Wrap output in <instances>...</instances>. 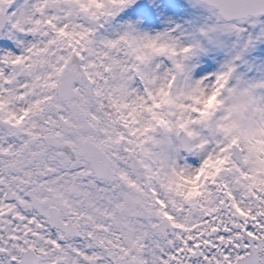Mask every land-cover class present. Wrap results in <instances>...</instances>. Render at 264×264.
<instances>
[{"label":"snow or ice","instance_id":"snow-or-ice-1","mask_svg":"<svg viewBox=\"0 0 264 264\" xmlns=\"http://www.w3.org/2000/svg\"><path fill=\"white\" fill-rule=\"evenodd\" d=\"M132 2L0 0V264H264V82L103 35ZM200 2L209 32L264 15Z\"/></svg>","mask_w":264,"mask_h":264},{"label":"rangeland","instance_id":"rangeland-1","mask_svg":"<svg viewBox=\"0 0 264 264\" xmlns=\"http://www.w3.org/2000/svg\"><path fill=\"white\" fill-rule=\"evenodd\" d=\"M216 24L213 11L197 0H133L102 34L113 38L128 28L141 35L168 32L184 46L198 45L189 61L193 79H212L231 64L232 85L264 82V16L240 24L239 35L209 32Z\"/></svg>","mask_w":264,"mask_h":264},{"label":"water","instance_id":"water-1","mask_svg":"<svg viewBox=\"0 0 264 264\" xmlns=\"http://www.w3.org/2000/svg\"><path fill=\"white\" fill-rule=\"evenodd\" d=\"M197 1H199V2H200V0H197ZM261 16H264V15H261ZM255 18H257V17H255Z\"/></svg>","mask_w":264,"mask_h":264}]
</instances>
